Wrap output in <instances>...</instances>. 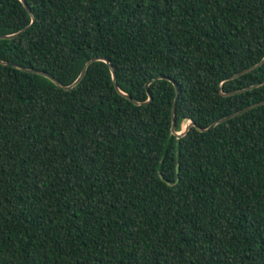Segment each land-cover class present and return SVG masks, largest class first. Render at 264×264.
Returning <instances> with one entry per match:
<instances>
[{
    "label": "trees",
    "instance_id": "trees-1",
    "mask_svg": "<svg viewBox=\"0 0 264 264\" xmlns=\"http://www.w3.org/2000/svg\"><path fill=\"white\" fill-rule=\"evenodd\" d=\"M25 1L0 0L27 27L0 38V264H264V103L199 129L264 100V63L233 77L264 0ZM95 56L140 104L103 60L70 89L12 65L69 85Z\"/></svg>",
    "mask_w": 264,
    "mask_h": 264
},
{
    "label": "water",
    "instance_id": "water-1",
    "mask_svg": "<svg viewBox=\"0 0 264 264\" xmlns=\"http://www.w3.org/2000/svg\"><path fill=\"white\" fill-rule=\"evenodd\" d=\"M21 1H22V3L24 4L25 8L29 11V14L32 16V20L34 21V20H35V15L33 14V11L31 10L30 6L27 4V2H26L25 0H21ZM26 29H27V27H25V28L22 29L21 31L16 32V33H13V34H2V35H0V38H13V37H16V36H18L20 33H22L23 31H25ZM96 60H103V61H105V62L108 63V65H109V67H110L109 69H111L112 74H113L114 84H115V86L117 87V89H118L122 94H124V95L127 96L128 98L132 99L134 103H137V104H140V103H141V102H139V101L133 99V98L131 97V95L126 94L125 92H123V91L119 88V86H118V82H117L116 71H115V69H114L115 67H114L113 63L110 61V59L107 58V57L95 56V57H92L91 59H89V60L85 63V65H84V67L82 68V71H81L80 75L77 77V79H76L74 82H72L71 84H69V85H65V84H63L60 80H58L56 77H54L53 75H51L50 73H48V72H46V71L39 70V69H34V68H27V67L22 66V65H20V64L18 65L17 63H13L12 65L15 66V67H18V68H20V69H22V70H24V71H28V72L38 73V74L44 75V76L48 77L49 79H51V80H52L54 83H56V85H58L59 87H62V88H65V89H70L71 87H73V86L76 85L79 81L82 80V78L85 76V74H86V72H87V69H86V68H88L89 64H91L93 61H96ZM0 62H1V63H4V64H8V63H9V62L3 60V59L1 58V56H0ZM263 63H264V58L261 59L258 63L254 64V65H252V66H250V67H248V68H246V69H244V70H241V71L238 72V73H235V74L233 75V77H235V76H239V75H242V74H244V73H246V72H248V71H250V70H253V69H255V68L261 66ZM155 79H157V78H155ZM174 83H175V82H174ZM148 85H149V83H147V86H148ZM257 85H258V84H257ZM175 87H176V97H175V100H174V105H173V110H172L173 123H171V124H172V132H173L175 135H177L178 137H180V136L185 135V134L188 132L189 128H190L192 125L195 124V122H194L193 120H189V123L186 124V127H185L184 129H182V130H180V131H177V130H176V124H175V123H176V100H177V97H178V86H177V83H175ZM252 87H253V86H252ZM249 88H251V87H248V88H245V89H249ZM245 89H242V90H239V91H243V90H245ZM235 92H238V91H235ZM235 92H231V93H224V92H222V93L225 94V95H230V94H233V93H235ZM150 100H151V95H150V98L147 100V102L150 101ZM263 103H264V100H263V101H260V102H257V103H254V104H251V105H249V106H247V107H245V108H242V109H240V110H238V111H236V112H234V113H232V114H230V115H228V116H225V117H223V118H221V119H219V120L213 122L212 124H210V126H209L208 128H202V127H199V129H200V130H207V129H209V128L215 126V125L218 124V123H221V122H223V121H225V120H228V119H230V118H233V117H235V116H238V115H240V114H242V113H244V112L250 110L251 108L256 107V106H258V105H260V104H263ZM177 171H178V170H177Z\"/></svg>",
    "mask_w": 264,
    "mask_h": 264
},
{
    "label": "rangeland",
    "instance_id": "rangeland-1",
    "mask_svg": "<svg viewBox=\"0 0 264 264\" xmlns=\"http://www.w3.org/2000/svg\"><path fill=\"white\" fill-rule=\"evenodd\" d=\"M188 123H189V121L185 122V123L183 124V128H182V129H184V128L186 127V124H188Z\"/></svg>",
    "mask_w": 264,
    "mask_h": 264
}]
</instances>
